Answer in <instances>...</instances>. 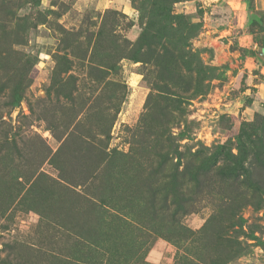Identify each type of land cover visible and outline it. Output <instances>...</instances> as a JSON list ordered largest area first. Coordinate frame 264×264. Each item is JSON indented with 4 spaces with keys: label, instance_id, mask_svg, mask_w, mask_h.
Instances as JSON below:
<instances>
[{
    "label": "rangeland",
    "instance_id": "obj_1",
    "mask_svg": "<svg viewBox=\"0 0 264 264\" xmlns=\"http://www.w3.org/2000/svg\"><path fill=\"white\" fill-rule=\"evenodd\" d=\"M0 264H264V0H0Z\"/></svg>",
    "mask_w": 264,
    "mask_h": 264
},
{
    "label": "trees",
    "instance_id": "obj_2",
    "mask_svg": "<svg viewBox=\"0 0 264 264\" xmlns=\"http://www.w3.org/2000/svg\"><path fill=\"white\" fill-rule=\"evenodd\" d=\"M180 1V0H179Z\"/></svg>",
    "mask_w": 264,
    "mask_h": 264
}]
</instances>
